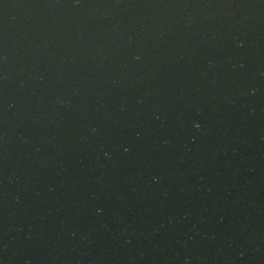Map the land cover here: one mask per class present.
<instances>
[{
	"label": "water",
	"instance_id": "1",
	"mask_svg": "<svg viewBox=\"0 0 264 264\" xmlns=\"http://www.w3.org/2000/svg\"><path fill=\"white\" fill-rule=\"evenodd\" d=\"M0 264H264V0H0Z\"/></svg>",
	"mask_w": 264,
	"mask_h": 264
}]
</instances>
